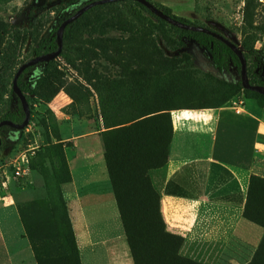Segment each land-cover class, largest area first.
I'll return each mask as SVG.
<instances>
[{
    "label": "rangeland",
    "instance_id": "374dc122",
    "mask_svg": "<svg viewBox=\"0 0 264 264\" xmlns=\"http://www.w3.org/2000/svg\"><path fill=\"white\" fill-rule=\"evenodd\" d=\"M86 1L0 0V67L7 64L3 81L8 88L19 63L33 57V41H23L25 32L40 39L56 29L62 13L69 16ZM149 1L239 47L243 41L252 43L249 33L254 29L264 30V0ZM86 17L99 22L104 33L74 29L55 59V79L31 97L30 128L21 135L6 130L0 137V178L11 174L21 154L32 168L31 181L12 183L6 198L0 197V264H10L6 253L13 264H79L62 194L70 190L73 174L80 181L97 171L111 133L138 123L139 140L110 145L113 180L108 174L105 186L95 184L83 192L88 191L83 197L87 206L101 210L96 236L100 243L94 251L126 249L136 264H170L168 251L176 253L180 241L163 233L157 216L169 111L209 106L247 111L253 105L264 110L259 97L236 85L240 78L234 64L229 62L228 70L219 73L193 41L169 30H150L145 19L132 20L112 4ZM256 43L258 50L263 43ZM252 66L264 82V53ZM40 70L27 75L31 84ZM90 136L98 138V158H88L85 146L77 147L76 140L82 143ZM258 155L264 166V142ZM254 182L257 201L263 204L264 180Z\"/></svg>",
    "mask_w": 264,
    "mask_h": 264
},
{
    "label": "crops",
    "instance_id": "0c3cea01",
    "mask_svg": "<svg viewBox=\"0 0 264 264\" xmlns=\"http://www.w3.org/2000/svg\"><path fill=\"white\" fill-rule=\"evenodd\" d=\"M169 123L157 204L165 233L181 240L178 256L192 264H264V201H257L251 181L264 180V166L258 162L264 110L254 105L247 111L230 106L180 108L169 111ZM84 139L76 140L77 147L85 146L88 158H98V138ZM107 175L105 162L98 159L93 175L79 181L73 174L70 190L62 194L80 264H134L126 249L94 251L100 243L96 236L101 210L88 207L83 201L88 191L83 192L95 184L105 186ZM6 256L13 264L11 255Z\"/></svg>",
    "mask_w": 264,
    "mask_h": 264
},
{
    "label": "trees",
    "instance_id": "16d2710c",
    "mask_svg": "<svg viewBox=\"0 0 264 264\" xmlns=\"http://www.w3.org/2000/svg\"><path fill=\"white\" fill-rule=\"evenodd\" d=\"M89 1H92V0H88V1L84 2L83 4H86ZM147 1H149V0H147ZM108 4H112L114 7L122 8L123 13H125V15H127L130 19L135 20V21H139L140 19H145V18H143V16H141L140 12H144V13L148 14L151 17V19H155V21H156V24H155V23L151 22L149 19H145L148 29L159 30V31L160 30H162V31L163 30H169L174 35H177L180 38H187V39L193 41L194 43H196L199 47L203 48L208 53V55L211 59V63L213 64L214 68L219 73L226 72L228 70V64H229V62H231L232 64H234L236 66L237 72L239 74V61H238V59L236 58V56L233 54V52L226 45H224L222 42L218 41L217 39H215V38H213L207 34H204V33L184 31V30H180L176 27H173V26L169 25L168 23L164 22L163 20H160L157 17H155L145 7H143L142 5H140L137 2L119 1V2L108 3ZM103 5H106V4H103ZM154 6L157 7L156 5H154ZM100 7H102V5L92 7L91 9L86 11L76 21H74V22H72L66 26L64 33H63L62 51L64 48L63 47L64 46V39H66L71 34V32L76 28H80V27L88 28L89 34H91V35H95V34L102 35L104 33L103 30L100 28L99 22L86 17L89 13L95 11L96 9H99ZM157 8L159 10H161L164 14H166V15H168V16H170V17H172V18H174L180 22H183L185 24L205 27L204 25L190 23V22H188L182 18H179V17L172 15L170 9L167 7L160 6ZM67 17L68 16H66L62 13L60 18L57 20V24H56L57 27ZM57 27L53 31L51 30L50 32L44 34L38 40H35L34 34L31 33L29 30H27L25 32L24 37H23V41H26L28 39H31V41H33V46H32L31 52H30L31 56L35 57V56H38L41 54H46V53L53 52L56 50L55 33L57 30ZM205 28H207V27H205ZM249 35H250V40H252V43L251 42L247 43V42L243 41L241 43V47H240L241 51L243 53V56L246 60L247 77H248L249 83L251 85H264V82H262L254 74L253 69L255 66H252L253 61L258 60L259 57L263 56L264 44L258 50L254 48L255 47L254 45L261 37H263L264 30L256 28V29H254V33L253 34L249 33ZM21 64L22 63L20 62L19 65H21ZM6 66H7V64H4L3 66L0 67V121L9 120L13 123L20 124L24 118L20 103H19L17 97L12 93L11 88H8L9 84H7L3 81L4 74H5L4 72H6V70L8 69ZM34 68H40L41 70H40V74L38 75V77H36L33 80V83L31 84L27 80V75ZM16 70H15V72H16ZM56 71H57V66H56L55 60H53V61H50L48 63H39L36 66L29 67L21 73V75L19 76V78L17 80V84H18L19 89L21 90V92L23 93V95L25 96V98L27 100V103L29 105V109H30V107H32L31 97L38 95V92L46 84L52 82L55 79V74H56L55 72ZM15 72H14V74H15ZM14 74H13V76H14ZM13 76H12V79H13ZM239 78H240V76H239ZM12 79H11V81H12ZM236 85L238 86L239 89H241L240 79ZM10 86H11V84H10ZM252 93L254 95H256L257 97H259L264 102V95H259L255 92H252ZM13 99H14V102H13ZM209 107H213V106H209ZM199 108H205V107H199ZM32 120H33V118L31 117L30 122H32ZM137 125H139V123L134 124V125L127 127V128H122V129H119L117 131H114L113 133H111V136L109 137L111 140L110 143H108L107 141H104V147H105V154H104L105 160L104 161H105V165L107 168V173L109 174L110 181H112L114 178V172L112 170L111 155L109 153V149L111 148L110 145L115 144V143H122L125 145H130L134 140H139V132H135V128ZM6 130H13V129L6 127V126L1 127L0 128V137H2V133ZM13 131L18 132L21 135L24 130H21V131L13 130ZM169 140H170V137H169ZM168 145H169V143H168ZM166 156H167V154H166ZM29 166H30V169H32L31 165H29ZM255 180H256V178H253L251 181H253V183H254ZM157 203H158V201H157ZM157 216H158V219L161 223L163 233L166 236L173 237V236L167 235L164 231L163 223L161 221V218H160L159 212H158V204H157ZM69 227H70V231L72 233L73 243H74L75 248H76V243H75L73 232H72V229L70 226V222H69ZM173 238H176V237H173ZM176 239H178V238H176ZM178 240L180 241V244H181V240L180 239H178ZM179 247H180V245L178 246L176 253L175 252L173 253L172 251H168L167 258L170 260V262H171L170 264H192L190 262H187L184 259H181L178 256ZM77 259H78V263L80 264L79 257H77ZM132 259H133L134 264H136L133 256H132Z\"/></svg>",
    "mask_w": 264,
    "mask_h": 264
},
{
    "label": "water",
    "instance_id": "95a60500",
    "mask_svg": "<svg viewBox=\"0 0 264 264\" xmlns=\"http://www.w3.org/2000/svg\"><path fill=\"white\" fill-rule=\"evenodd\" d=\"M119 1H133L137 2L143 7H145L151 14H153L155 17H157L160 20H163L164 22L168 23L169 25L176 27L180 30L184 31H191V32H199L207 34L218 41L222 42L224 45H226L236 56V58L239 61V76H240V84L242 89L248 90L251 92H255L259 95H264V85H251L249 83L248 77H247V66H246V60L243 56V53L241 51V48L237 46L236 44L232 43L229 39L225 38L224 36L220 35L219 33L212 31L208 28L201 27V26H194L185 24L183 22H180L166 14H164L161 10H159L157 7H155L151 2L147 0H92L87 2L86 4L81 5L78 7L72 14H70L65 20H63L59 26L57 27L56 33H55V39H56V50L53 52H49L46 54H41L35 57L30 58L28 61L22 63L16 70L13 79L11 81V90L12 93L17 97L24 118L23 121L20 124L13 123L9 120H2L0 121V128L3 126L9 127L16 131L24 130L30 121V109L29 105L27 103V100L21 90L18 87L17 80L21 73L29 68L36 66L39 63H48L50 61L55 60L58 58V56L62 52V45H63V33L67 25L70 23L76 21L78 18H80L86 11L91 9L92 7L108 4V3H114ZM0 146H1V138H0Z\"/></svg>",
    "mask_w": 264,
    "mask_h": 264
},
{
    "label": "built area",
    "instance_id": "2783aa9c",
    "mask_svg": "<svg viewBox=\"0 0 264 264\" xmlns=\"http://www.w3.org/2000/svg\"><path fill=\"white\" fill-rule=\"evenodd\" d=\"M258 43L264 44V35L261 41L257 42L256 44ZM238 108L241 109V107ZM30 124L31 122H29L28 127ZM28 127H26L25 130H27ZM31 174L32 171L30 169L29 162L26 156L21 154L18 158H16V160H14L11 174L8 175L4 173V177L0 178V197L6 198V194L9 192V188L11 187L12 183L20 184L22 182H29L31 179Z\"/></svg>",
    "mask_w": 264,
    "mask_h": 264
}]
</instances>
